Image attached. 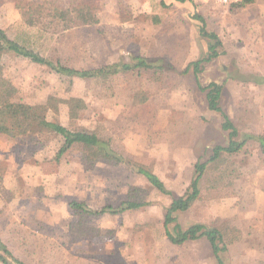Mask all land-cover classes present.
I'll list each match as a JSON object with an SVG mask.
<instances>
[{
    "label": "rangeland",
    "instance_id": "rangeland-1",
    "mask_svg": "<svg viewBox=\"0 0 264 264\" xmlns=\"http://www.w3.org/2000/svg\"><path fill=\"white\" fill-rule=\"evenodd\" d=\"M27 1L47 2L54 9L89 3L96 9L93 25L52 33L24 25L15 0H0V28L46 58L88 69L142 56L162 58L175 70L159 90L163 102L137 115L126 102L127 88L134 85L130 78L119 79L112 94L102 93L98 83L75 78L69 84L46 67L4 53L1 63L17 88L15 100L30 107H44L50 97L83 100L88 108L78 119L69 117L65 102H57L56 111L47 109L44 118L68 129L95 130L126 159L118 166L98 162L86 168L79 147L56 161V138L43 136L40 144L37 134L16 139L0 134V235L8 249L27 264H217L205 238L181 245L168 240L163 219L172 198L136 170L151 171L178 198L189 188L194 165L206 162L212 148L226 142L221 118L207 110L193 76L181 74L209 43L195 15L221 42L219 56L202 64L200 84L222 85L220 105L239 132L264 136V84L241 83L223 71L233 64L242 74L264 75V0L242 8H221L210 0ZM172 109L175 120L168 124ZM229 160L230 184L201 186L190 208L176 213L168 229L173 232L176 224L182 229L193 224L215 227L223 234L225 264H264V154L249 141ZM72 200L92 209L116 208L124 201L146 205L88 219L94 235L77 239L69 231Z\"/></svg>",
    "mask_w": 264,
    "mask_h": 264
},
{
    "label": "trees",
    "instance_id": "trees-1",
    "mask_svg": "<svg viewBox=\"0 0 264 264\" xmlns=\"http://www.w3.org/2000/svg\"><path fill=\"white\" fill-rule=\"evenodd\" d=\"M181 3L186 0H177ZM255 0H242L235 4L236 7H245L254 3ZM15 8L18 10L24 25L28 27H38L40 30L48 32L63 33L74 28L91 26L97 20L96 9L89 3L78 4L69 9L51 8L47 2L35 3L27 0H15ZM194 18L201 23L200 34L208 39L207 54L200 59L190 62L181 74H191L194 78L197 90L204 96V102L209 112L218 114L221 118L220 130L225 134L226 142L215 145L212 148L211 156L206 162L196 163L190 185L185 194L175 198L166 189L161 180L144 168H138V174L144 176L148 183L158 192L171 196L163 219V228L168 240L175 245L205 238L210 245L212 254L217 264H225L221 258V253L225 251L223 234L215 227L204 224H193L186 229L179 225L174 226V231L170 232L169 224L175 223V214L186 211L196 200L200 189L220 188L229 185V179L233 176L232 163L230 157L241 151L249 141L258 144L259 151L264 154V136L242 134L239 132L232 119L222 109L220 99L222 85L217 82H210L202 86L199 75L202 64L211 62L219 56L217 48L221 42L214 33L206 30L205 21L199 15ZM6 51L14 53L15 57L27 60L30 63L48 68L59 76L66 77L69 84L73 79L89 80L98 83L101 91L110 94L116 90V82L119 79L130 78L129 83L134 85L127 88V103L132 112L137 115L142 108L147 110L153 105L162 103L163 85L168 78L167 74L174 72L172 65L162 58L147 59L142 56H133L127 62H117L113 64L99 65L88 69H75L64 65L60 59L51 60L35 52L31 46H26L17 40L10 39L4 30L0 28V134L16 139L35 134L58 139V148L55 160L58 161L64 154L74 147H79L81 151V161L84 167L93 168L98 162H106L113 166H118L126 162L123 155L114 150L112 142L102 138L95 130L87 128L68 129L67 127L44 118L47 109L57 110V102H65L68 105L69 117L78 119L85 111L87 104L79 98L68 100H58L50 97L45 106L30 107L15 100L17 88L5 77L4 67L1 59ZM227 78L237 80L241 83L263 85L264 75L242 74L236 65L223 67ZM114 83V86L110 83ZM156 85V90H149V85ZM135 86V87H134ZM150 112L149 110H147ZM151 114V113H150ZM151 116H155L152 112ZM176 111L172 109L166 118L168 124L174 122ZM232 184V183H231ZM146 204L143 202L124 201L118 207L112 208L104 206L100 209H92L84 202L72 200L68 203V208L74 216L69 231L73 238H86L94 235L95 230L87 226L88 219L100 217L104 214L118 215L128 211L138 210ZM0 264H27L22 259L14 256L3 242L0 235Z\"/></svg>",
    "mask_w": 264,
    "mask_h": 264
},
{
    "label": "built area",
    "instance_id": "built-area-1",
    "mask_svg": "<svg viewBox=\"0 0 264 264\" xmlns=\"http://www.w3.org/2000/svg\"><path fill=\"white\" fill-rule=\"evenodd\" d=\"M211 3L217 7L227 8L229 6L239 4L242 0H210Z\"/></svg>",
    "mask_w": 264,
    "mask_h": 264
},
{
    "label": "crops",
    "instance_id": "crops-1",
    "mask_svg": "<svg viewBox=\"0 0 264 264\" xmlns=\"http://www.w3.org/2000/svg\"><path fill=\"white\" fill-rule=\"evenodd\" d=\"M191 0H186L185 2H183L182 4H184V3H186V2H190ZM256 1V0H255ZM171 3H173V2H176V3H178L179 1H177V0H172V1H170ZM179 3H181V2H179ZM170 4V3H169ZM253 4V3H252ZM195 19V18H194ZM206 51V50H205ZM207 52V51H206ZM206 52H203V54H202V57H204L205 55V53ZM214 60V59H213Z\"/></svg>",
    "mask_w": 264,
    "mask_h": 264
}]
</instances>
